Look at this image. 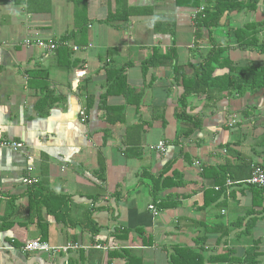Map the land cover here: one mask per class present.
Segmentation results:
<instances>
[{
    "label": "crops",
    "instance_id": "crops-1",
    "mask_svg": "<svg viewBox=\"0 0 264 264\" xmlns=\"http://www.w3.org/2000/svg\"><path fill=\"white\" fill-rule=\"evenodd\" d=\"M175 1L84 0L83 36L68 0H0V142L22 144L19 151L0 148V264H184L188 250L203 264H264V194L241 183L226 187L249 178L245 165L264 168V92L214 105L205 96L189 98L186 112L201 121V130L176 143L189 125L175 118L182 88L174 62L163 56L174 41L176 65L184 68L197 64L209 44L206 32L195 44L198 9ZM133 8L140 10L126 22L108 20ZM262 21L259 5L255 13L231 14L212 37L225 45V30ZM156 24L162 27L155 30ZM64 37L67 45L51 54L23 45ZM229 58L239 67L264 66V55L249 49L231 47ZM29 72L47 77L30 83ZM117 76L123 85H113ZM108 107L116 108L108 117L113 125ZM160 142L163 154L150 150ZM221 167L231 178L215 190ZM29 175L38 183L23 185ZM209 192L219 193L217 201ZM29 198L67 203L56 213L62 203L47 200L29 213ZM33 241L83 248L54 257L24 253ZM96 245L107 250L91 248Z\"/></svg>",
    "mask_w": 264,
    "mask_h": 264
},
{
    "label": "trees",
    "instance_id": "trees-1",
    "mask_svg": "<svg viewBox=\"0 0 264 264\" xmlns=\"http://www.w3.org/2000/svg\"><path fill=\"white\" fill-rule=\"evenodd\" d=\"M68 1L72 2L74 5L75 27L84 36L87 28L86 8L84 6V0ZM175 3L176 7L178 8L199 9L203 7V11L197 13L193 20V25L195 28V44L197 46L200 41H203L202 36L204 32L208 34L207 42L209 44V50L197 64L189 63L184 68L177 67L176 65V49L174 46V41L172 43V47L163 56L164 58L174 62V65L172 66L174 71V81L177 86L182 88V93L177 101L178 110L176 111L175 118L177 121L189 125L188 129H181L178 132V135L175 139L176 143L178 144L180 143L179 141L181 139L189 138L194 133L201 130V121L195 116H191L186 112L187 100L189 98L205 96L208 104L211 103L212 105H214L219 98L242 96L247 93L257 94L264 92V66L250 65L239 67L234 65L232 60L229 58L231 47L249 49L250 51H253L258 55H264V38L262 40L258 38L259 33L261 31H264V21L260 23L249 22L240 28H234L232 36L228 35L229 39L225 45L218 44L212 37V31L227 22L228 17L231 14L255 13L259 5H264V0H176ZM139 10L140 9L136 8L128 9L124 11L122 17L120 16V12H117L115 14H112L108 18V20L110 19L126 22L129 17H133L138 14ZM159 26L162 27V24H156L155 30ZM166 32H170V30H167ZM170 34L173 35L172 32ZM68 40V38L64 37L61 41L64 43ZM149 65L151 64L149 63ZM218 71H225V73L217 75ZM28 75L31 80H33L30 83H35V81L39 79L45 80L47 77L45 73L42 72H29ZM40 83L36 86H38L41 91H47L45 83ZM113 85H123L122 77L117 76V79L114 80ZM110 114L115 115L116 108H106V121L108 120L107 122L113 125L116 122L108 118ZM244 115L248 117L250 114L244 113ZM117 121H119L118 118ZM172 163L173 162H169L166 166V169L170 165H172ZM250 165L251 164L245 165L247 168L249 167V171ZM209 170L210 169H208L207 171ZM218 170L219 174H217V176H215L213 180L215 187H218L219 190H221L227 178H231V173L226 172V169L222 167L218 168ZM207 171L206 169L204 170V172ZM162 175L163 174H160L158 178L152 181L151 196L153 198L158 193V189L156 187L157 185H159ZM164 182L166 181L164 180ZM164 182H162V188H165L167 186V184H165ZM35 188L34 191L36 190ZM250 188L255 193H258L260 195L264 194V190L262 189H258L255 187ZM209 193L214 196V198L211 199V202L217 201V199L219 198V193ZM47 200L48 202L57 201L62 203L56 213L63 209L62 207H64L65 203H67L66 198H29V206L26 211L30 213L32 211L39 210L41 206L44 207V205H46L44 203ZM171 206L174 207L175 204H172ZM10 207L12 208L13 206L10 205ZM159 208H163V205L161 204ZM64 215L65 214H63V216ZM89 219L90 218H88L86 221H89L90 223ZM246 225H248L249 227L250 224ZM40 228L42 230L41 241H43L45 232L43 230V227L40 226ZM87 231L92 236H96L97 232L95 229H87ZM177 253H182V251H179ZM185 254L186 256L182 257V259L185 260V263L190 261L191 264H203L204 262L203 258L199 256L196 251L188 250L185 252ZM218 259H221V257H219ZM252 264H254L253 261Z\"/></svg>",
    "mask_w": 264,
    "mask_h": 264
},
{
    "label": "built area",
    "instance_id": "built-area-1",
    "mask_svg": "<svg viewBox=\"0 0 264 264\" xmlns=\"http://www.w3.org/2000/svg\"><path fill=\"white\" fill-rule=\"evenodd\" d=\"M203 11V7L199 8L197 13H200ZM196 13V14H197ZM24 46H35L38 49H40L44 54H51L57 51L60 47H63L64 45H67L66 43L63 42H58L56 40H48V41H35V42H30L29 40H25L23 42ZM73 50H76L75 47L72 48ZM78 76H83L84 73H77ZM80 117L82 121L86 119L85 112L81 111ZM0 148H6L12 151H19L22 149V144L16 143V142H8V141H3L0 142ZM151 151H154L156 153L163 154L165 152V145L163 142L158 143L156 146H153L150 148ZM30 160L31 158L28 157ZM195 166H198L199 164L196 162L194 163ZM32 168L30 167L28 169V174L31 173ZM38 183V179L31 177L30 175L26 178H23L22 184L25 186H33L34 184ZM242 184V186L246 187H255L258 189L264 190V168H262L260 165L257 164H251L250 165V176L248 179L243 180L239 183H231V181L226 182V187L229 188L233 184ZM215 190H219L218 187H215ZM148 209L152 212V214L155 216L157 215V211L153 206H149ZM83 247L80 246L77 243H67L63 246L59 247H51L48 244L40 241H33V242H28L25 243L24 246L22 247V251L24 253H35V254H46L48 257H54L59 253L66 254L69 251H78L82 249ZM92 249L100 250V251H106V247H102L99 245L91 247Z\"/></svg>",
    "mask_w": 264,
    "mask_h": 264
},
{
    "label": "rangeland",
    "instance_id": "rangeland-1",
    "mask_svg": "<svg viewBox=\"0 0 264 264\" xmlns=\"http://www.w3.org/2000/svg\"><path fill=\"white\" fill-rule=\"evenodd\" d=\"M232 32H233V30H232L231 28H229V29H227V30L224 31V34L227 33V35L232 36V34H233ZM263 65H264V64H263Z\"/></svg>",
    "mask_w": 264,
    "mask_h": 264
}]
</instances>
